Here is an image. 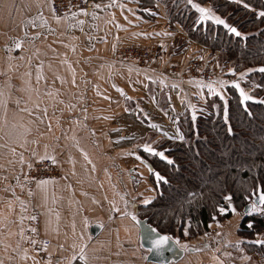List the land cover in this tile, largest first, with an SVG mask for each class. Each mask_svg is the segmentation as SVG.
Returning <instances> with one entry per match:
<instances>
[{
  "label": "crops",
  "instance_id": "1",
  "mask_svg": "<svg viewBox=\"0 0 264 264\" xmlns=\"http://www.w3.org/2000/svg\"><path fill=\"white\" fill-rule=\"evenodd\" d=\"M151 3L94 0L86 14L71 12L57 20L50 0H0L4 264H67L70 257H75L72 264H85L80 257L85 244L90 264H160L148 261L138 223L121 213L135 212L139 220L143 201L155 198L150 164L138 146L178 130L176 117L188 106L185 93L199 101L212 95L206 87L200 89L197 80L183 76L182 68L192 55L210 59L213 51L171 22L161 1ZM40 13L47 24L36 18ZM17 38L23 41L20 49L14 47ZM128 43L158 48V60L146 66L115 58L116 49ZM40 156H54L64 174L28 190L23 174ZM37 216L39 233L51 240L42 258L28 232ZM244 216L237 210L211 225L207 235L178 238L188 250L170 264H264L260 251L244 247L250 239L239 233ZM96 223L102 228L94 236L91 227ZM237 240L243 243L236 246Z\"/></svg>",
  "mask_w": 264,
  "mask_h": 264
},
{
  "label": "trees",
  "instance_id": "2",
  "mask_svg": "<svg viewBox=\"0 0 264 264\" xmlns=\"http://www.w3.org/2000/svg\"><path fill=\"white\" fill-rule=\"evenodd\" d=\"M141 1L147 3L149 0ZM160 1L171 22L178 24L195 41L211 46L212 50L224 49L226 52L219 62H230L236 72L246 73L256 83L248 92L255 99L247 102H242L238 89L227 85L224 92L228 100L227 121L219 95H209L199 101L201 107H195L194 121L191 111L184 118L176 117L177 129L185 139L173 138L157 147L174 163L141 150L143 158L153 170L166 177V181H160L158 189L151 171L157 196L141 205L140 218H147L162 233L179 235L183 240L193 239L204 234L212 221L231 215L230 211L217 212V205L230 207L228 201L222 199L223 195L232 193L231 202L243 211L248 204L242 194L245 189L264 185V102H261L264 101V72L260 71L264 68V18L258 15L264 10V0H244L243 4L238 0H193L211 5L218 15L245 34L241 37L213 21L199 22V13L188 0ZM244 4H251V8ZM242 220L239 233L250 238L245 249L260 251L264 256V244L254 240L264 235V214L250 211Z\"/></svg>",
  "mask_w": 264,
  "mask_h": 264
},
{
  "label": "snow or ice",
  "instance_id": "3",
  "mask_svg": "<svg viewBox=\"0 0 264 264\" xmlns=\"http://www.w3.org/2000/svg\"><path fill=\"white\" fill-rule=\"evenodd\" d=\"M239 3H244V0H238ZM188 3L191 5L192 8H194L198 13H199V22H207V21H213L216 25H222L224 26V28H226L230 33L236 35L237 37H241L244 36L245 34L242 33L239 28L231 23L228 22L227 19L221 17L220 15L217 14V12L215 11V9L211 6V5H206L202 2H193V0H188ZM101 5L96 4L95 7L99 8ZM245 7L251 8V4H244ZM121 7L123 8L124 5H121ZM52 11L55 12V8H52ZM79 11L81 13H87V9L85 8H80ZM72 16H76L77 13L73 12L71 13ZM95 15V14H94ZM258 15L262 18H264V10H261ZM40 20H42L45 24H47V18L44 17L42 15V13L38 14V16L36 17ZM56 19L59 20L60 17L56 16ZM31 23H33V26H35V22L34 19L32 21H30ZM80 23H83V21H80ZM25 35H27V33H25ZM35 35H39V34H34ZM23 46V41L20 40L19 38L16 39L15 43H14V47L17 49L22 48ZM7 47V46H6ZM9 51H11V48L8 49ZM201 59H203V57H201ZM42 67V66H41ZM229 72L235 73V68H230L228 70ZM248 71H252V69H249ZM260 71L264 72V68H261ZM30 75V73H29ZM240 76L243 78L246 76V73L242 72L240 73ZM39 79V77H38ZM149 79H152V77H149ZM75 81L73 80V83ZM198 87L200 89H204L205 87H207V89L209 90L210 94L212 95H219L221 97V99H223V112H224V119L225 121L228 120V100L223 92V89H225L227 87V85L232 84L236 89L239 90V95L242 98V102H247L249 100H253L255 99V97L249 95L248 92H246L244 90L243 87H241V83L239 79L236 80H225V79H215V80H210L205 82L204 80H198L196 81ZM122 91V90H121ZM5 95L4 89L2 87H0V98H3ZM264 102V101H261ZM17 103H19V101H17ZM40 105L37 103L36 107L38 108ZM245 108L247 107L246 103L244 104ZM45 114L47 113V108L44 109ZM192 119L193 121L196 119V110L195 108H193V112H192ZM152 127H157L156 125H152ZM228 131L231 132V126L228 127ZM171 138H176V137H171ZM121 139H123V137H121ZM178 139L183 141L185 139L184 135L182 133L179 134ZM138 147L143 148L147 153L152 154V155H156L159 156L161 158H163V160L168 161L169 163H174L173 160L170 159L169 156H167L165 154L164 151H158L157 147L153 146V143H148L145 142L141 145H139ZM13 153H15V149L13 148L11 150ZM81 151H83V149H81ZM134 154V153H133ZM33 155H35V152L33 153ZM85 157H87V152H84ZM40 160H44V159H51L53 163H56L55 157H48V156H40L39 157ZM142 159V158H141ZM20 160L23 162L24 161V156L21 155L20 156ZM29 167H31V165H29ZM149 170L153 172L156 182L159 183L160 181H166V177L162 176L160 172L155 171L152 169L151 165H148ZM49 181L48 180H40L39 184L40 185H46ZM243 195H245V199L248 202V204L250 205L251 211L252 212H259L261 214H264V185L259 186V188H257L256 186L251 187L250 189H245L244 193H242ZM253 196H257L258 198V202L257 200H252ZM223 200H226L228 202L232 201V193H228L226 195L222 196ZM151 200L150 199H145L143 201L144 204H148L150 203ZM127 201H125V205L127 206ZM217 210L219 213H225L226 211H228V207L224 206V205H217ZM115 211L119 212L120 209L116 208ZM231 211L233 213L236 212V207L235 205H231ZM121 215H130L133 221H136L137 223H139V220L137 218V215L135 212H122ZM36 217H32V219H35ZM5 220L7 219L6 217L4 218ZM21 219H23L21 217ZM213 219H215V216H213ZM218 223V221H217ZM191 226V218H189L188 220V227ZM211 225H209L210 227ZM250 228L252 227L251 222L248 225ZM0 227H7V224L4 222H0ZM32 231H36V229H32ZM188 229L185 228V234H187ZM8 235H12L11 232L8 233ZM205 235H207V233H205ZM219 235V233L217 234ZM170 239H172V237H170L169 235L165 234V235H159L156 238L152 239V244L154 246V248L159 249L161 246H163L164 244H166ZM177 242H178V238H177ZM0 243H4V241L0 240ZM35 243V242H33ZM229 243H232L231 241H229ZM243 243L242 240H237L235 241V245L236 246H240ZM255 243L257 244H264V239H257L255 241ZM73 247L75 248L76 245L74 244ZM87 245H83L80 248V257L81 259H83L85 261V264H90L89 262V257L85 251ZM182 247L185 249V251L188 250V246L187 244L182 245ZM196 251H200V249H195ZM24 257L27 258V252L25 251L24 253ZM12 257H10L11 259ZM75 257H70L67 259V264H72V260ZM0 264H4L3 260H0ZM50 264V261H49ZM222 264V262H221Z\"/></svg>",
  "mask_w": 264,
  "mask_h": 264
},
{
  "label": "built area",
  "instance_id": "4",
  "mask_svg": "<svg viewBox=\"0 0 264 264\" xmlns=\"http://www.w3.org/2000/svg\"><path fill=\"white\" fill-rule=\"evenodd\" d=\"M93 2L94 0H50L51 9L53 7L55 8V12L52 11L54 18H56V16L62 18L65 14L79 11L80 8L88 9ZM159 55L158 48L143 43L120 45L114 53L115 58L118 60L146 66L157 61ZM201 57L203 56L198 54L191 56L182 68V75L187 78L208 81L223 76L224 72L227 71V79L230 81L239 79L241 87H243L246 92H250L255 87L256 83L250 80L249 77L245 76L242 78L238 71H235V73L229 72L230 63L221 66L218 63L214 64L210 59H206L205 57L201 59ZM2 81L3 74L0 73V85ZM171 136L176 137L177 134L172 133ZM30 165L31 167L28 166L23 174V183L28 190H33L40 180L59 179L64 174L62 167L57 162L53 163L51 159H36L32 161ZM39 218L40 217L37 216L35 219L31 220V227L28 232L34 236L35 252L42 258L47 256V250L51 245V240L43 237L42 234L39 233ZM32 229H36V231L34 232Z\"/></svg>",
  "mask_w": 264,
  "mask_h": 264
},
{
  "label": "water",
  "instance_id": "5",
  "mask_svg": "<svg viewBox=\"0 0 264 264\" xmlns=\"http://www.w3.org/2000/svg\"><path fill=\"white\" fill-rule=\"evenodd\" d=\"M156 180V179H155ZM158 189H160V182L157 183ZM259 188V187H258ZM252 200H257V196H253ZM251 211L250 205L247 204L243 212L249 213ZM138 226L140 228V237L142 245L149 250L148 261L156 262L160 264H170L173 262H178L185 255L186 251L182 248L177 240L172 237L166 244L161 246L159 249L154 248L152 244V239L156 238L159 235H165L159 231L152 223L148 221L147 218H140ZM102 228L101 224H93L91 227V233L96 236Z\"/></svg>",
  "mask_w": 264,
  "mask_h": 264
},
{
  "label": "rangeland",
  "instance_id": "6",
  "mask_svg": "<svg viewBox=\"0 0 264 264\" xmlns=\"http://www.w3.org/2000/svg\"><path fill=\"white\" fill-rule=\"evenodd\" d=\"M202 44V43H201ZM202 45H205V44H202ZM205 46H207V47H209V48H211V50H212V47L211 46H208V45H205ZM213 52H212V54L210 55L211 57H210V60H212L213 62H214V64H219V65H221V66H223V65H225L227 62H225V63H220L219 62V58H220V56L222 55V54H224L226 51L224 50V49H217V50H212ZM193 56V55H192ZM206 59H208V58H206ZM187 79H192V78H187ZM215 79H225V80H227V71H225L224 72V74H223V76H220V77H217V78H214L213 80H215ZM192 80H195L196 81V79H192ZM198 81V80H197ZM208 81H210V80H208ZM205 82H207V81H205ZM207 88V87H206ZM223 92H224V90H223ZM184 101H185V106L186 105H188V106H186L187 108H183V110L182 111H180V113L177 115V117L178 116H181V117H185V115H186V113L188 112V111H191V112H193V108H197V107H201V104H199V100H196L193 96H191V95H189V94H187V93H185V96H184ZM216 104V103H215ZM189 108V109H188ZM200 110H203L202 108L200 109ZM215 112H217V110H215ZM203 114H206V113H203ZM176 117V116H175ZM174 126H175V124H173ZM169 126V125H168ZM177 127V126H176ZM177 133H178V135L176 136V138L178 139V136H179V130H177L176 131ZM172 133H174L173 131H172ZM171 133V134H172ZM171 134L170 133H165V134H163V136L160 138V140H157V142H155V143H153V146H155V147H158L159 146V144H161V143H163V142H165V141H168V140H171V139H173V138H171L172 136H171ZM175 140V139H174ZM166 143V142H165ZM163 151V150H162ZM152 185L155 187V185H154V183L152 182ZM142 186L144 187V185L142 184ZM155 192H156V188H155ZM153 194H154V191H153ZM156 196H157V192H156ZM155 196V197H156ZM153 199H154V197H153ZM227 202V201H226ZM228 205L230 206V207H228V211H230V212H232L231 211V205H234L233 204V202H228ZM237 206V204H235V207ZM227 207V206H226ZM236 209H238V210H240L239 208H236ZM242 210V209H241ZM228 211H226V212H228ZM218 212V211H217ZM225 219H227V218H224V219H217V220H215V221H212V223H210V225H212V226H214L215 227V225H217V221L218 222H220V221H223V220H225ZM213 227V228H214ZM209 231H211V226L209 227V229H207V230H205V233H208ZM176 235V234H175ZM178 235V234H177ZM204 234H202V235H200V236H203ZM178 238H179V235L177 236ZM181 238V237H180ZM179 238V239H180Z\"/></svg>",
  "mask_w": 264,
  "mask_h": 264
}]
</instances>
